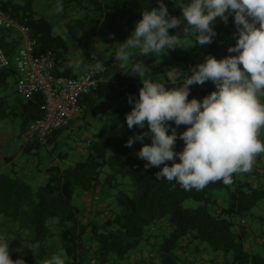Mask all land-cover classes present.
<instances>
[{"label":"trees","instance_id":"1","mask_svg":"<svg viewBox=\"0 0 264 264\" xmlns=\"http://www.w3.org/2000/svg\"><path fill=\"white\" fill-rule=\"evenodd\" d=\"M51 2L57 6L58 0ZM59 2L63 5L59 11L65 28L62 33L55 31V23L31 0H0V8L27 29L37 53L54 55L56 76H77L71 66L73 50L88 67L93 57L100 58L97 45L102 46L105 69L96 87L79 98L81 116L93 113L105 99L109 103L99 116L101 127L85 155L71 160L59 152L58 160L45 169L43 183L33 186L13 168L0 171V215L4 216L0 226L9 225L2 235L11 250L22 247L19 252L12 251L11 258L23 256L26 264H47L53 254L66 257V264H197L198 259L201 264H212L215 259L211 253H221L225 257L221 264H264V248L255 251L246 246L248 236L264 241V231L255 235L247 227L249 212L257 206L264 208V153L256 157L251 172L233 174L230 185L217 181L202 190L187 191L175 181L157 179L163 165L145 169L146 162L135 154L140 142L131 148L125 146L129 137L147 131V125L129 129L126 123V113L133 107L129 97H139L142 82L128 74L130 67L120 65L114 56L119 43L142 18V10L159 6L156 0ZM164 2L170 15L182 16L173 0ZM212 27L216 36L211 43L199 45L194 35L180 34L185 47L148 57L137 50L133 60L148 66L151 79L172 87L169 72L178 79L177 71L190 75L191 69L209 55L217 59L235 55L227 51L236 43L234 17L229 16L227 22L217 17ZM177 31L169 29L170 34ZM21 39L17 29L0 27V47L10 58V66L0 70V119L19 117L24 134L26 126L42 116L43 95L25 97L16 91L13 104L7 106L11 95L8 78L17 73L13 56ZM190 87L189 100L202 99L215 90L211 81ZM68 125L52 131L45 143L26 142L23 152H37L43 146L53 152L59 150ZM186 127H176L177 134ZM260 139L264 140V128ZM183 144L178 138L175 150H182ZM124 186H129L131 193ZM224 189L227 194H219ZM81 195L92 199L90 208L74 205V199ZM187 199L195 200L197 206L184 207ZM252 217L264 224V215Z\"/></svg>","mask_w":264,"mask_h":264},{"label":"clouds","instance_id":"2","mask_svg":"<svg viewBox=\"0 0 264 264\" xmlns=\"http://www.w3.org/2000/svg\"><path fill=\"white\" fill-rule=\"evenodd\" d=\"M156 3L158 7L142 10V18L119 43L114 56L120 65L130 67L128 74L142 82L139 97H129L133 107L126 113V123L129 129L147 125V131L129 137L125 146L140 142L135 154L146 162L145 169L163 165L157 179L175 181L184 190H202L217 181L230 185L233 174L251 172L256 157L264 153V140L260 139L264 128V0H173L181 9L180 17L169 14L164 0ZM62 8L58 0L57 11ZM229 16L234 17L237 33L236 43L227 51L235 55L222 59L209 55L190 75L177 71L178 79L169 72L172 87L151 79L148 66L133 60L137 50L148 57L185 47L180 34L194 35L199 45L211 43L216 36L212 27L216 18L227 22ZM169 29L178 31L170 34ZM102 67L97 60L92 70ZM207 81L215 90L202 99L189 100L190 86ZM169 122L187 127L178 135ZM178 138L184 142L180 151L174 148ZM21 248L11 250L0 235V264H26L23 256L11 258V252ZM47 264H66V257L53 254Z\"/></svg>","mask_w":264,"mask_h":264},{"label":"built area","instance_id":"3","mask_svg":"<svg viewBox=\"0 0 264 264\" xmlns=\"http://www.w3.org/2000/svg\"><path fill=\"white\" fill-rule=\"evenodd\" d=\"M0 27L17 29L21 33V44L13 56V63L18 75L16 91L22 96L34 93L43 95L40 105L42 116L31 121L24 130L25 141L45 143L47 136L62 128L79 114V98L96 87L101 80L102 70L94 71L93 60L86 71L76 77L56 76L54 74V55L50 52L37 53L35 40L29 37L27 29L0 8ZM0 70L10 66V58L0 47ZM87 145L90 141H86Z\"/></svg>","mask_w":264,"mask_h":264},{"label":"crops","instance_id":"4","mask_svg":"<svg viewBox=\"0 0 264 264\" xmlns=\"http://www.w3.org/2000/svg\"><path fill=\"white\" fill-rule=\"evenodd\" d=\"M33 4H36L38 6L39 1L37 0H32ZM43 2V1H41ZM49 2V1H47ZM45 4V3H43ZM53 8V13H54V18H56V20L58 21V23L60 24V29L61 26H64V22L62 20H60V13L59 11H57V6L55 4H53L52 2L50 3ZM49 4V6H50ZM102 51H103V47L100 45H97V55L100 57L98 60L100 62H102L103 60H105V56L102 55ZM97 60V59H96ZM72 61L73 64H78V67H73L75 73L77 74V76L82 75L87 68V65H85L84 63H82L81 60V56L79 55V52L77 51L76 54H74V50H73V55H72ZM175 77L177 74H174ZM15 80H14V84L13 87L9 89V93L11 95L8 96L9 98V104L7 106L10 107L11 104H13L12 98L15 97L17 95L16 93V88H15V83L16 80L18 78L17 73H15ZM108 100L105 99L103 100V102L98 103L95 107V111L91 114H87L86 116H81V110L79 112L78 115H76L71 123L68 125V127L66 128V130L63 132L62 136H61V144H60V149L57 151H51L49 147L47 146H43L40 148V150H38L37 152H31L30 154H25L23 152V147L26 143L25 139H23L22 143H19V137H23L24 134L22 133V128H20V131L18 129H14L15 124H18L19 127H21V121L19 117H15V118H4V119H0V142L3 141L5 142L8 147L9 145L14 146V149H11L10 147L8 149H4L3 147H0V171H9L11 168H13L14 166L20 165L21 162L26 163L28 161L29 163V175L33 176V180L35 182V184H41L44 181V175H45V169L47 167H49L51 164H53L54 162H56L58 160V153L60 152L61 154H67L68 155V151L69 148H71V146L69 145V134H66L65 132L69 131V129H72L73 132L72 133H77L76 135H80L78 136L77 140L82 142L81 145V151L85 152V149L87 148V143L86 141L89 140L90 143H92L95 139H96V134L98 132V130L101 127V121L99 119V116L101 114H104V112L106 111L107 105H108ZM14 117V116H12ZM2 123H5V125H2ZM84 131V132H81ZM80 137V138H79ZM24 138V137H23ZM16 146V148H15ZM74 146V145H73ZM72 146V147H73ZM45 154V162L41 163L40 160H35L32 159L31 156H35V154H37L38 156H41V154ZM75 153V151H74ZM73 154V153H72ZM31 157V159H30ZM15 164V165H13ZM88 196L86 195H81L77 198H75L74 200L79 201L78 203H76L74 201V205L77 207H81V208H90L91 207V203H87L86 202V198ZM261 231H257L256 235H259ZM253 234V233H252ZM253 237L249 238L247 237L246 240V246L251 247L252 249H254L255 251H261L262 248H264V245L261 244L260 245V241H262L261 238L259 237H255L254 235H252ZM262 246V248H261ZM203 257L206 258V254H202Z\"/></svg>","mask_w":264,"mask_h":264},{"label":"rangeland","instance_id":"5","mask_svg":"<svg viewBox=\"0 0 264 264\" xmlns=\"http://www.w3.org/2000/svg\"><path fill=\"white\" fill-rule=\"evenodd\" d=\"M37 1H39V0H37ZM41 1H43V2H41ZM47 1H49V2H47ZM43 3H45V4H43ZM50 3H51V0H40L38 6L36 4H34V6L36 7V9L38 11H40L41 14L47 16L51 21H53V23H55V31L56 32H61L62 33L65 28H64V26H61V29H60V27H59L60 24L58 23L56 18L53 17L54 16V13H53V10H52L53 6ZM49 4H50V6H49ZM14 80H15V76L14 75H11L8 78L9 86H11V88L13 87ZM1 124L5 125V123H2V122H1ZM169 124L172 127H176L173 122H169ZM20 128L21 127H19L18 124H15L14 129H18L20 131ZM72 132H73L72 129H69L68 132L67 131L65 132L66 134H69V140L70 141L68 143L71 146V148H69V150H67V151L69 152L68 153L69 159L76 160V159L81 158L83 155H85V152H82L81 149H80L81 145H82V142L77 140L78 139L77 137L80 136V135H76L77 133H72ZM81 132H84V131H81ZM180 132H183V129L180 130ZM180 132H178V134ZM23 137H19V143H22L23 139H25V137L24 138ZM0 147H3L5 150L8 149L9 147L11 149H14V146H12V145L10 146L9 145V147H8V145L5 142H3V141L0 142ZM15 148H16V146H15ZM74 151H75V153H74ZM31 157H32V159H35L36 161L40 160L41 163L45 162V154H43V153L41 154V156H38L37 154H35V156H31ZM31 157H30V159H31ZM29 166L30 165H29L28 161L26 163L21 162L20 165L14 166L13 169H15L16 174L18 176H20L21 178H24L29 183H31L33 186H36L38 184H35V182L33 180V176L29 175ZM44 180H45V177H44ZM126 180L128 181V179H126ZM123 188H125L126 191H129V193H131L129 186H124ZM111 192L114 193L115 190H111ZM219 194H227V192L224 189V190H220ZM74 201L76 203L79 202V201H76V200H74ZM86 202L87 203H92V199L90 197H87L86 198ZM197 204L198 203L195 200L187 199V200L184 201L183 206L184 207H195V206H197ZM252 214H255L256 216H258V215H262L263 216L264 215L263 205L254 207L249 212V215H248L247 227L251 230V232H254L255 235H256V232L258 230L259 231H264V224L263 223L261 224L260 222L256 221V219L252 217ZM2 219L4 220V216L0 215V220L2 221ZM9 223H10V225L17 226V224L15 222H9ZM7 226L8 227H6L3 224H1V226H0V235L3 234V230H5L6 228H9L8 224H7ZM255 237H258V236H255ZM192 243L196 244L197 241H192ZM261 248H262V246H261ZM230 256H231V254H228L227 258H229ZM190 258H192V257H190ZM211 259H215V261L212 264H221L223 262V260L225 259V257L221 253H211ZM196 263L197 264H201L200 259L196 260Z\"/></svg>","mask_w":264,"mask_h":264}]
</instances>
